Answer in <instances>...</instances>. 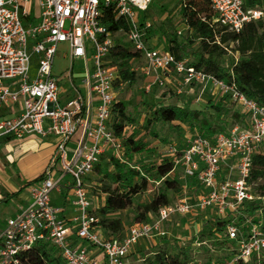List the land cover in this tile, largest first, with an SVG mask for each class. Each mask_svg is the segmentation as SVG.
I'll use <instances>...</instances> for the list:
<instances>
[{
	"label": "built area",
	"instance_id": "obj_1",
	"mask_svg": "<svg viewBox=\"0 0 264 264\" xmlns=\"http://www.w3.org/2000/svg\"><path fill=\"white\" fill-rule=\"evenodd\" d=\"M151 0H0V142L27 135L57 136L56 161L62 174L54 178L47 170L30 188V204L7 218L0 232V264H18L20 255L38 240H49L67 264H127L126 257L141 238L165 236L162 224L174 215L213 210L220 216L235 211L242 202L256 196L247 181L253 154L264 143V106L238 91L234 83L197 69L171 52L147 44L145 28L139 14ZM246 0H211L214 14L211 23L239 32L243 25L264 15L261 9L249 8ZM103 6L112 7L128 29L127 41L141 54L143 74L150 77L147 90L179 77L184 84H211L241 106L248 126H233L228 133L212 138L196 134L181 148L170 147L175 167H180L186 187L194 181L197 192L189 199L180 194L177 201L162 206L149 221L131 224L122 239H107L99 233L98 219L91 212V201L84 178L93 171L101 154L112 150L119 156L122 138L110 126L112 106L117 101L114 82L117 67L108 59L113 35L101 23ZM180 33V31H178ZM69 46L74 90L67 95L52 66L57 47ZM85 64L84 91L74 85L73 63ZM89 60L91 66H89ZM63 94L65 97H63ZM79 133L69 151L67 143ZM72 181L70 204L77 209L72 222L75 235L87 246H74L72 226L61 216L63 208L51 202V193L62 187V178ZM185 187V188H186ZM186 190V189H185ZM183 189V192L185 191ZM190 190V189H189ZM248 229L227 228L236 250L228 258L213 259L208 264L246 263L253 255L264 252V227L247 219ZM100 257H99V256Z\"/></svg>",
	"mask_w": 264,
	"mask_h": 264
},
{
	"label": "trees",
	"instance_id": "obj_2",
	"mask_svg": "<svg viewBox=\"0 0 264 264\" xmlns=\"http://www.w3.org/2000/svg\"><path fill=\"white\" fill-rule=\"evenodd\" d=\"M154 1L151 0L149 5L155 3ZM177 5L183 28L189 34L186 40L183 41L178 37L181 32L177 31V34L173 25L167 26V23L171 24L172 20L170 17H166L160 25L155 26L151 22V25L145 28L144 37L147 44L163 48L197 69L228 83H234L238 91L264 106V15L259 19L245 23L239 32H234L210 22L214 14L211 0H178ZM245 5L264 11V0H246ZM147 10L139 14L141 23L148 20ZM100 18L101 23L113 35L114 45L108 59L116 65L118 71L114 88H118L126 82H134L136 72L132 69L131 60L140 58L141 54L134 50L128 41L122 43L114 37L115 33L128 29L126 21L118 16L110 6L102 7ZM157 36L165 37L167 44L162 47L154 44L153 39ZM195 40L198 41L197 48L192 50L191 56H184L186 46ZM231 43L234 45L232 49L237 53V57L232 58L228 63L224 55ZM227 102L235 103L228 94H222L216 103L209 102L214 112L178 104L161 102L148 104L144 102L146 104L144 127L155 138H159L157 127L166 124H172L175 131H180L181 124L186 123L199 135L209 138L220 132L228 133L235 125L247 127V117L241 110L233 112V124L227 127L224 118L226 111L224 107ZM137 122L138 118L128 112L125 102L117 100L113 104L110 126L114 133L122 138L124 148L119 156L110 151L101 154L93 169L102 175V179L106 182L100 188V193L104 195L102 201L96 207H91L90 210L97 217L99 229L107 239H122L124 237V220L115 214L132 207L135 196L145 191L151 181L161 180L160 186L155 196L149 201L137 204L133 217L134 222L149 221L150 216L157 215L162 206L171 203L170 193L176 194L182 190V182L174 173L177 167L174 166L172 155L159 163L148 160L146 152H149L150 148L135 137L134 131L125 135V127ZM163 141L167 142V139L163 138ZM184 145L185 143L169 144L167 149L174 147L178 155ZM172 173L173 176H170ZM42 177L40 176L34 181ZM247 181L252 192L259 198L242 202L235 211H228L224 216H220L210 209L205 210L209 217L192 240L193 243L196 242L199 245L209 241L215 247L214 249L225 251L216 259L228 258L236 250L235 241L228 237V226H237L241 232L245 233L248 229L246 220L250 219L255 223H261L264 227V202L261 201L264 199V151L258 150L253 154ZM189 189L196 193L198 185L192 181L189 183ZM194 213L197 214V220H200L201 213L199 211ZM164 237L159 236V240ZM161 243L159 241L150 247L149 251L152 256L146 255L147 264H193L190 263L192 257L189 247L180 246L176 252L170 253L160 247ZM140 253L146 254L144 250ZM211 260L203 264H208ZM18 264L67 263L52 242L42 239L20 255Z\"/></svg>",
	"mask_w": 264,
	"mask_h": 264
},
{
	"label": "rangeland",
	"instance_id": "obj_3",
	"mask_svg": "<svg viewBox=\"0 0 264 264\" xmlns=\"http://www.w3.org/2000/svg\"><path fill=\"white\" fill-rule=\"evenodd\" d=\"M155 3L149 5L147 10L148 20L152 22L155 26L160 25L166 17H170L172 23H167L168 27L174 26V29L180 31L178 37L183 41L189 36L186 29L183 28L181 16L178 13L179 7L177 5L178 0H155ZM114 37L120 42H127L126 35L124 32L119 31L114 34ZM154 44H158L162 47L167 44L165 37L157 36L153 39ZM198 46V41L195 40L193 43L189 44L185 48L184 56H191L192 50L196 49ZM233 44H229L227 47L226 54L224 55L225 60L229 63L230 60L237 57V53L233 51ZM69 46L67 43H61L57 47V52L54 57V62L52 66L53 75H55L61 85V88L67 93L74 90V86L69 80V75L71 71V64L69 59ZM143 65V60L141 58H134L131 60L132 69L136 72V79L134 82L123 83L120 87L115 88L117 100L123 101L127 104V110L129 113L138 118V122L134 125L128 124L125 127V135L131 134L133 131L135 137L140 139L145 145L150 148L148 153V160H153L156 163L161 162L164 158L170 156L168 152L169 144L178 145L181 143H187L190 138L198 134L196 130H192L188 124L182 123L181 130L175 131L172 128V124L159 125L157 127L159 138L151 136L145 129V115H146V104H157L159 102L164 104H178L182 106H187L190 108L206 110L207 112H214L210 107L209 102L216 103L220 98L222 93L211 86H204L202 84H191L187 85L181 83V81L173 76V79L168 82H164L163 85L154 84L149 90L146 86L150 82V78L143 74L141 69ZM89 66H91V61L89 60ZM85 72V64L82 59H77L73 63L72 67V77L74 85L76 88L84 91L85 87L83 84ZM63 94V97H65ZM226 109L224 113V118L227 123V127L232 126L234 117L232 116L234 111H240L241 106L236 103L227 102L225 104ZM4 113L0 109V114ZM177 124V123H174ZM163 138L167 139V142L163 141ZM259 150L264 151V144H261ZM112 152V150H110ZM150 156V157H149ZM107 160V159H106ZM182 182V190L179 193H170L171 203L177 201L180 194H184L189 199L195 194L189 190L186 185V180L180 167H177L175 172ZM173 176V173L170 175ZM106 182L102 179V175L92 171L84 178L85 187L87 189L90 200L92 201V207L99 204L102 201L104 195L100 193L101 185ZM161 180H154L149 183L148 188L136 195L134 198V203L132 207L125 210L119 211L115 216L121 217L125 225L129 227L134 223L133 217L135 215V209L138 203L149 201L155 194L160 186ZM186 187V188H185ZM183 189L185 190L183 192ZM264 202V199L261 200ZM71 206V205H70ZM11 211V205H6V203L0 204V225L9 216ZM201 219L197 220L195 213H190L188 215H174L171 216L162 224V229L165 231L164 239L159 240L161 243V248L166 249L170 253L177 251L180 246L189 247L191 249L192 260L190 263L193 264H203L210 259H216L219 255H223L225 251L214 249L215 247L211 245L209 241L203 244L193 243V238L197 235L198 231L201 229L202 224L208 219L209 215L202 211ZM154 216H150V220ZM145 238H141L138 242L141 244L145 243ZM166 242V243H164ZM151 242L148 243L146 249H143L146 254L142 255L140 251L135 250L129 255L130 264H147L148 261L145 260L147 256H152L150 254ZM147 255V256H146ZM245 264H264V252L258 255H253Z\"/></svg>",
	"mask_w": 264,
	"mask_h": 264
},
{
	"label": "crops",
	"instance_id": "obj_4",
	"mask_svg": "<svg viewBox=\"0 0 264 264\" xmlns=\"http://www.w3.org/2000/svg\"><path fill=\"white\" fill-rule=\"evenodd\" d=\"M177 78L180 80L179 77ZM172 79L169 78L166 82ZM207 85L211 86V84ZM1 114H5V111ZM78 136L79 133L74 135L67 143L69 151L75 146ZM58 140L59 138L54 135L45 138L37 135H27L21 139L9 138L0 142V204L11 205V211L7 218L15 215L30 204V188L40 180L34 181L35 179L43 176L47 170H50L54 178H58L62 174V166L55 160ZM31 181L33 182L27 185ZM61 182L62 187L51 193V202L53 205L63 208L60 216L72 226L71 243L74 246H87L93 253L97 254V251L92 246L76 237V224L72 222V219L77 214V209L70 204L73 196L72 181L69 175H64ZM7 218L0 225V232L4 228ZM128 228L126 225L124 226V236ZM99 233L104 236L101 229H99ZM144 240V244L137 241L132 246L126 257L127 264L131 263L129 258L131 252L135 250L141 252L147 248L150 242L151 246L155 245L159 242V237H149Z\"/></svg>",
	"mask_w": 264,
	"mask_h": 264
}]
</instances>
